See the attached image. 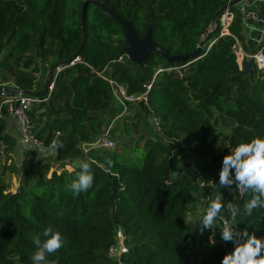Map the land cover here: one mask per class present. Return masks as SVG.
<instances>
[{
  "label": "trees",
  "instance_id": "trees-1",
  "mask_svg": "<svg viewBox=\"0 0 264 264\" xmlns=\"http://www.w3.org/2000/svg\"><path fill=\"white\" fill-rule=\"evenodd\" d=\"M83 1L0 0V85L11 82L15 87H5L8 93L34 92L37 63L48 69L78 58L57 73L47 100L34 104L28 115L45 147L54 141L61 145L56 148L57 161L77 158L88 162L94 173L92 187L74 195L69 185L80 171L78 166L60 174L51 171L48 180L44 174L36 177V153L28 151L19 168L1 167L2 177L19 169L22 176L18 189L11 192L0 175V264H32L33 237L49 226L64 243L43 264H115L108 249L118 227L127 246L122 264H221L227 252L211 239L213 227L197 231L194 222H188L198 205L203 218L218 193L225 207L217 218L264 239V208L246 216L244 204L252 194L241 196L235 184L219 186L223 157L241 142L264 137V72L253 69L244 75L239 70L233 37L243 45L244 28L235 7L229 9L234 14L229 35L220 37L219 26L213 31L210 26L228 0H97L129 21L139 38L152 26L154 42L169 56L189 55L202 42L196 60L169 66L152 53L140 70L123 55L127 45L121 28L92 4L84 14L86 39L80 47L77 8ZM120 57L123 64L116 62ZM158 66L181 69L182 76L159 73L147 105L132 108L129 119L138 124L151 112L168 144L145 136L146 154L138 165L128 164L114 150L84 153L82 145L106 130L112 101L108 84L96 73L107 67L112 80L128 94L138 95ZM205 109L233 121L228 136L215 135ZM3 126L0 120V141L12 151L15 142L3 135ZM126 127H111L110 133L125 138ZM107 159L113 162L111 167ZM172 162L179 164L174 177ZM228 202L240 209L235 220Z\"/></svg>",
  "mask_w": 264,
  "mask_h": 264
},
{
  "label": "clouds",
  "instance_id": "clouds-1",
  "mask_svg": "<svg viewBox=\"0 0 264 264\" xmlns=\"http://www.w3.org/2000/svg\"><path fill=\"white\" fill-rule=\"evenodd\" d=\"M60 146L53 142L54 148ZM106 163L111 167L113 162L107 159ZM77 166L80 171L69 185V190L74 195L87 192L94 181V173L88 162L80 161ZM233 184L241 196L252 194L251 199L244 204L246 216H251L256 208H264V137H254L249 142H241L223 157L219 170V186L229 188ZM222 201L219 193L211 201L200 221L203 228L212 229L213 222L225 207ZM226 207L235 220L240 211L239 207L231 202H228ZM233 226L226 224L220 229L222 240L235 245L232 252L223 256L221 264H264V239L249 234L246 229L237 231ZM41 235L46 239L42 241ZM33 243L36 251L31 256L32 264H43L46 256L58 251L64 241L61 234L49 226L44 228L40 235L33 237Z\"/></svg>",
  "mask_w": 264,
  "mask_h": 264
},
{
  "label": "built area",
  "instance_id": "built-area-1",
  "mask_svg": "<svg viewBox=\"0 0 264 264\" xmlns=\"http://www.w3.org/2000/svg\"><path fill=\"white\" fill-rule=\"evenodd\" d=\"M230 1V0H228ZM227 1V2H228ZM264 4V0H259ZM250 20L257 24H261L264 26V18L258 17L256 14H250ZM234 15L229 11V9H226L224 12H222L219 17L217 18L216 23L214 26L210 27V31H213L217 25L220 28V37L229 35L228 28L230 27L232 21H233ZM234 45L232 46V53L236 57V61L239 67V70L241 72H244V63L249 62L252 69H255L257 73L264 72V53L263 49L264 47L256 50L253 53H246L239 41L233 37ZM78 61V58L71 61L69 63V66H73V64ZM116 62L123 64L122 57H120ZM63 68V67H62ZM62 68L59 70L61 71ZM175 72L179 77L182 76L181 69L178 68H163L161 66H158L156 68L155 74L152 78V80L149 83L144 84L143 92L138 95H131L128 94L126 89L112 80L110 78L109 72L107 70V67L103 70L101 73H96L98 77H100L103 81H105L110 89L112 99H114L116 102L122 105L123 112L121 114V117L123 115L128 114L132 108H135L139 104H143L144 106L147 105V96L151 89V84L153 83L155 77L161 73V72ZM10 85H12V89H15L13 84L9 82ZM8 84L0 85V87H7ZM11 89V88H10ZM47 98L44 99H37L32 97L23 96L21 94H13V93H7L4 96L0 97V120H5L6 118H12L16 119L19 122L20 125V132H19V144L24 148H32L33 150H37V152L40 153H51L52 158L56 164V167L58 170H70L69 167L71 164H66L64 166L65 162H70L72 160H65V161H57L56 159V148L53 147V144L49 147H45L42 140H40L37 136V134L34 132V127L30 121L28 112L32 108L34 104H38L41 101H46ZM132 106V107H131ZM131 107V108H130ZM150 122L152 125V128L155 132H160V121L158 118H156L151 112L149 113ZM112 126H110L107 130L104 131V133L96 138L93 142H90L88 144L82 145V150L84 153H86L89 150H102V151H113L116 147V142L110 137V129ZM58 135V133L56 134ZM74 162V161H73ZM6 163L9 166L13 164L11 154L7 150V146L0 141V164L1 166ZM16 168H19L20 166L14 164ZM64 166V167H63ZM59 167V168H58ZM62 172H57V174H60ZM18 174L22 176V171L19 169ZM220 222L217 226L220 229H222L226 224L230 225L225 219L223 218H217ZM213 239L217 240L216 233L213 235ZM127 252V246L125 243V234L123 233L122 229L120 227L116 228L114 231V237H113V244L108 249V257L115 263V264H122L121 258L122 255Z\"/></svg>",
  "mask_w": 264,
  "mask_h": 264
},
{
  "label": "rangeland",
  "instance_id": "rangeland-1",
  "mask_svg": "<svg viewBox=\"0 0 264 264\" xmlns=\"http://www.w3.org/2000/svg\"><path fill=\"white\" fill-rule=\"evenodd\" d=\"M94 1H97V0H94ZM80 6H81V4L77 8L78 11L80 9ZM42 66L46 67V64H43V65H41L39 63L36 64L37 68L38 67L44 68ZM252 70L253 69L251 68L250 72ZM248 74L249 73H247V74L245 73L244 75H248ZM46 75H47V73L44 71H43V74H41V76H39V78H36L35 74L32 75V77L34 79L33 90L35 89V87L39 88V91L42 90L43 82L45 80ZM35 81L37 82V84H35ZM38 81H39V83H38ZM112 104L117 105L118 114L123 112L122 105L119 104L118 102H116L114 99H112L110 107L108 109V113H107V120L110 119V121L113 120V118L112 119L108 118V114H109V111H110ZM205 113L209 119L210 125L212 126V128L214 130L215 135H221V137H225V136H228L230 134V131H231L233 124H234L232 120H229V119L225 118L224 116H221L220 114H218L213 109H205ZM133 114H134V112L131 111L129 115L126 114L123 117H121V115H120L119 117H121V119L116 118L115 121L111 122L112 127L118 126V124L120 122H121V124H119V126H121V127L127 126L126 127L128 130L127 137L123 138L120 136H113L111 133H110V137L116 142V147H115L114 151H117V152L123 154L125 161L128 164L138 165L142 161V159L144 158V156L146 154V147H145L144 142H145V136H147V135L141 134V130L139 128V124H140L142 119L139 121L138 124L130 121L129 118L132 117ZM145 117H147V116H145ZM146 121H147V123H149V118L144 120V122H146ZM155 133H158V132H155ZM159 135H161V134L159 133ZM162 143H164V142L162 141ZM172 147L174 148L173 153L175 154L176 146L172 145ZM44 154H46V153H44ZM173 158L174 157H170L169 159H173ZM12 162H13L12 165L16 164L13 158H12ZM36 162L37 163H36V166L34 168L36 177L38 176V174H44L45 179L48 180L51 171H56L58 173L62 172V170L57 169L56 165L53 166L55 164V162H54L53 158L50 156H47L44 158L42 157V158L36 160ZM3 164L5 166V169H11V170L13 169L12 165L9 166L6 163H3ZM175 164H177V166L179 168V164L178 163H175ZM1 167H3V165L1 166V164H0V168ZM175 171H176V169H175ZM0 175H1V171H0ZM171 176L172 177L175 176V173L172 172V170H171ZM1 177H2V175H1ZM2 179L4 182H7L10 184V191L11 192H15L18 189V187L20 186L21 176H20V174H18V172L17 173L11 172V171L7 172L4 175V177H2ZM203 198H204V196L201 195V201ZM201 218H202V206L198 205L197 207H195L193 210L190 211V213L188 215V222H194L193 223L194 225H192V226L194 227L195 230L199 231L202 229V226H203L200 223ZM218 224H220V222L218 219H216L213 222V226H212L213 231L215 230V228H217ZM214 234H215V231H214ZM216 237H219L218 234H216ZM211 239L214 241L213 237H211ZM217 241L219 243L221 242L220 244L223 247H225L228 250V252H232L234 247H235V245L232 242H224L223 240L222 241L219 240V238L217 239ZM227 250H226V252H227Z\"/></svg>",
  "mask_w": 264,
  "mask_h": 264
},
{
  "label": "water",
  "instance_id": "water-1",
  "mask_svg": "<svg viewBox=\"0 0 264 264\" xmlns=\"http://www.w3.org/2000/svg\"><path fill=\"white\" fill-rule=\"evenodd\" d=\"M246 0H230L228 1L214 16L212 20V24L210 27L214 26L215 22L219 15L224 12L226 9H230L235 7L241 3H244ZM89 4L97 6L101 13L107 15L109 18L114 20L118 26L121 28L125 44L127 47L123 50V55L135 66H137L140 70H143L147 64V61L152 53L161 55L166 64L171 66L177 63H185L187 60H196L199 57L200 49L202 46V42L198 44L196 50L189 54L183 56H169L165 50H163L160 46H158L153 38H152V26H149L148 30L144 34L142 38H139L136 31L134 30L132 24L124 19L123 17L115 14L112 9L108 8L105 4L98 3L93 0H86L81 3L79 9V18H80V28L82 30V41L80 47L85 42V34L83 32L84 29V14L86 8ZM72 57L68 58L65 61H59L55 64L51 65L47 69V75L43 82V87L40 92H23L19 90H15L13 94H21L23 96L44 99L47 98L53 88L54 80L57 73L60 71L59 69L67 66L72 60ZM251 65L249 62L244 63V73L247 74L250 72ZM8 91L5 87H0V97L7 94Z\"/></svg>",
  "mask_w": 264,
  "mask_h": 264
},
{
  "label": "crops",
  "instance_id": "crops-1",
  "mask_svg": "<svg viewBox=\"0 0 264 264\" xmlns=\"http://www.w3.org/2000/svg\"><path fill=\"white\" fill-rule=\"evenodd\" d=\"M235 9H236L235 14L238 16V18H239V20H240V22L244 28V30H243V45H241V46H243L242 47L243 50L246 53H253L256 50H258L259 48H261V47L263 48L264 47V26L261 24H257L255 22H253L252 20H250L249 16H250V14H256L260 18H264V4L259 0H246L244 3H241L237 6H235ZM42 67H44V68L38 67L39 72L37 74H35L36 78H39V76H41V74H43V71L46 72L45 70L47 69V66L46 67L42 66ZM38 83H39V81H38ZM6 84H8L7 87L12 89V85H10L9 82H7ZM35 84H37L36 81H35ZM34 92H40L39 88L35 87ZM117 110H118L117 105L112 104L110 111H109V114H108V118H111V119L113 118V120L112 121H110V119L107 120L106 130L111 126V122L115 121L116 118L121 119V117H119V116L122 113L118 114ZM130 112L128 113V115L130 114ZM147 118H149V117L144 116L141 118L142 120L139 124L141 134L147 135L146 137H149V138L153 139L154 141H161V142L163 141L165 144H168V142H166L165 140H163L160 137L159 133H155L154 129L152 128L150 118H149V123H147V121L144 122V120ZM119 124H121V122ZM119 124H118V126H119ZM3 125H4L3 126V132H2L3 135L10 137L15 142L13 150L9 151V153L11 154V158L14 159L17 166L18 165L20 166L21 163L23 162V160H25L28 151H34L36 153V159L37 160L42 158V157L43 158L47 157V156L52 157L51 153H47V154L40 153V152H37V150H33L32 148H28V147L24 148L19 144L20 125L16 119L6 118L5 120H3ZM79 162H80V160L75 158L74 160H72L70 162H65L64 166H66V164H71L69 167L72 170L74 167H76L79 164ZM174 164H175L174 162L171 163L170 172L172 170V172H174L176 175L177 171H178V166H177V164H175V165ZM55 165L56 164H54L53 166H55ZM175 169H176V171H175ZM69 171L70 170H64L63 172H69ZM214 231L219 236V237H217V239L219 238V240L222 241L221 232L219 231V227L217 226V228H215ZM227 253H230V252H228V250H227Z\"/></svg>",
  "mask_w": 264,
  "mask_h": 264
}]
</instances>
